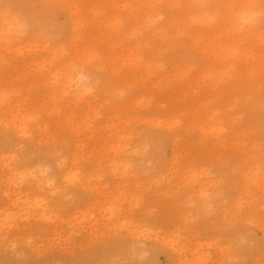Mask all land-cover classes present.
I'll return each mask as SVG.
<instances>
[{
    "label": "rangeland",
    "instance_id": "obj_1",
    "mask_svg": "<svg viewBox=\"0 0 264 264\" xmlns=\"http://www.w3.org/2000/svg\"><path fill=\"white\" fill-rule=\"evenodd\" d=\"M152 26L162 41L142 42ZM8 37L0 93L22 105L0 110V264H264V0H0ZM59 156L79 180L30 191L43 168L60 185Z\"/></svg>",
    "mask_w": 264,
    "mask_h": 264
},
{
    "label": "bare ground",
    "instance_id": "obj_2",
    "mask_svg": "<svg viewBox=\"0 0 264 264\" xmlns=\"http://www.w3.org/2000/svg\"><path fill=\"white\" fill-rule=\"evenodd\" d=\"M250 5H253V3L252 2H250ZM192 8V6H189V9H191ZM69 12H70V15H73V16H75V18L76 19H74L73 21H72V27H73V30H74V32L76 33L77 32V30H78V26H79V22L78 21H81L82 20V18H83V16H82V14L79 12V9L77 8V7H75V6H73L72 5V7L71 8H69ZM250 16H252V14H250ZM188 19L189 20H191V19H193V15L192 16H188ZM150 22V21H149ZM12 27V26H11ZM10 29V28H9ZM14 29V28H13ZM12 29V30H13ZM15 29H17V28H15ZM13 30V33H12V37L14 38V36L16 35V30ZM158 29H160L159 27H157V26H152V27H149V29L147 30V33H146V35L145 36H143V37H141L140 39H141V41L142 42H144V41H146L147 40V38L148 37H150V35H152L153 36V38H156L157 37V39L159 40V41H162V38H163V36H162V34L158 31ZM11 30V31H12ZM11 33V32H10ZM19 34V33H18ZM116 34H118L117 32H116ZM78 36V35H77ZM11 37H8L6 40L4 39V40H2V41H0V47L1 48H5V46H6V49H8L7 47H9V46H11L10 45V43H11ZM71 40H72V38H71ZM15 41H16V39H15ZM75 42V41H74ZM27 43H30L29 45L31 46V43L32 42H27ZM12 44V43H11ZM21 47V46H20ZM24 47V46H23ZM19 49V48H18ZM20 49H23V48H20ZM111 49H113L112 51H114V53H115V56H114V59H118L119 60V58H123L124 57V60L129 64V68L130 69H133V70H138L139 69V67H140V63H141V61L139 60H136V59H134L132 56H131V54L130 53H124L123 52V48H122V46H119V45H113V46H111ZM118 50L120 51V52H118ZM154 50H159L158 48H154ZM214 55H215V57L217 58V59H219V56H220V54H221V61H223L224 59H225V55L223 54V52L221 51V53L219 52L218 54H217V52H216V50L214 49ZM80 53V52H79ZM79 53H74V55L71 57V60L69 61V63L68 64H66L65 66L66 67H69V73L67 74V76H65V84H63V85H65V90H64V88H63V91H62V93H63V96L65 95V94H67L68 93V91H66V88L68 89V88H70L71 86H72V84L74 83V84H76V86H77V89L75 90V92H76V94L78 95L77 97H78V99H77V101L74 103V104H78L79 103V101L84 97V93L86 92V91H89L90 90V87H88V85H86V84H84L83 83V81H82V73L81 72H79L78 70H77V68L76 67H74L75 66V63H74V60H76L79 56ZM81 53H82V51H81ZM88 56H90V55H92V51L90 50L89 51V53L87 54ZM91 58V57H90ZM89 58V59H90ZM241 61L242 62H246L247 61V59L246 58H244V59H241ZM90 62V61H89ZM91 63H93V62H91ZM60 65V64H59ZM61 67H63V66H61ZM61 67H59L58 69H60L61 70ZM65 70V69H64ZM62 71V70H61ZM67 71V70H66ZM65 71V72H66ZM117 69L115 70V69H111V75L113 76V77H116L117 75ZM51 72H53V71H51ZM56 72V71H55ZM64 72V71H63ZM62 73V72H61ZM264 73V72H263ZM262 73V76H261V81H263L264 82V74ZM52 74V73H51ZM54 74V73H53ZM53 74H52V76H53ZM56 74V73H55ZM57 74H58V70H57ZM56 74V75H57ZM70 74V75H69ZM60 75V74H59ZM62 76V75H61ZM60 76V77H61ZM57 77V76H56ZM55 77V78H56ZM54 78V79H55ZM63 79H64V77H63ZM57 81V80H56ZM53 82V81H52ZM51 82V84L49 83V82H45V85H46V87H47V89H48V92L49 93H51V94H47V97L48 98H51L52 96H53V94L52 93H54V88H55V86H54V82L52 83ZM64 87V86H63ZM115 97H116V99H118V97H117V94L115 95ZM115 99V100H116ZM8 100H9V97L7 96V95H5V94H3V93H0V110H2L3 109V112L1 113V115L3 116L5 113H7L8 111H9V109L11 108V107H9V105H11L12 103H16L17 102V104L15 105V106H20V105H22L21 103H19V101H20V99H17L15 102L13 101H9L8 102ZM118 100H116V102H117ZM116 102H114V103H116ZM11 103V104H10ZM55 110H58V108L56 107V104H55V109H52L51 111H50V114L51 115H53V113H54V111ZM35 119V118H34ZM33 119V117H31V115H30V113H29V111H28V109L27 110H24V116H22V119H20V125L19 126H17V125H15V123L12 121L11 123H12V126H13V128H14V130H16V131H20V134H22L23 133V135L25 134L24 132L26 131V126L27 125H30V123H36V125H37V122H36V120H34ZM38 127H39V124H38ZM28 128V127H27ZM15 131V132H16ZM78 131V133H77V135H80L81 134V132H80V130H76V132ZM105 143L106 144H110L109 142H107V141H105ZM77 148L79 147V144L76 146ZM116 154H118V150H116L115 151V155ZM56 165H57V167L58 168H60L61 170H62V173H61V183H60V185H53L52 183H53V178L52 177H50L49 176V174L46 172V170L45 171H43L44 170V168L40 171L41 172V175H40V177L39 176H35L34 178H36V182H33V181H35L34 179L32 180V184H30V191H32V190H35V189H38V188H40L41 190L43 189V187H44V185H45V187L48 185L51 189H47L48 191H47V194L48 195H52V194H55V193H57V191H61V188H64V184H68V183H70V182H73L74 180H76V181H78L79 179H77V170L79 169V168H77V162H76V157L75 156H69L68 157V160L67 159H62L61 158V156H59L57 159H56ZM26 173H28L27 171H25ZM24 172V173H25ZM39 172V173H40ZM43 172V173H42ZM25 173V174H26ZM37 173V172H36ZM29 174V173H28ZM29 175H27V177H28ZM32 176V175H31ZM30 176V177H31ZM29 177V178H30ZM23 178H24V175H23ZM26 178V177H25ZM24 180V179H23ZM27 180V179H26ZM29 180H31V178L29 179ZM245 182H246V180H245ZM51 185V186H50ZM26 187V186H25ZM5 188V193L7 194L8 193V191H9V184L7 185V186H5L4 187ZM45 189V188H44ZM27 190H28V187H27ZM57 190V191H56ZM29 191V193H31ZM39 192V191H38ZM42 192H44V191H42ZM46 192V191H45ZM45 192H44V195H45ZM87 192L90 194V193H92V191L91 190H87ZM33 193V192H32ZM37 194V193H36ZM40 195V194H39ZM38 195V196H39ZM36 197V196H35ZM46 197V196H45ZM203 207H204V203H203ZM254 213H255V208H253V207H250L249 208V210H248V214H247V219L250 217V218H253V215H254ZM255 220H257V218L255 219ZM257 225L260 227V228H262L263 230H264V221H259V222H257ZM133 251H134V249H133ZM177 262L178 261H176L175 262V264H177Z\"/></svg>",
    "mask_w": 264,
    "mask_h": 264
}]
</instances>
